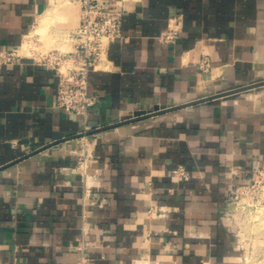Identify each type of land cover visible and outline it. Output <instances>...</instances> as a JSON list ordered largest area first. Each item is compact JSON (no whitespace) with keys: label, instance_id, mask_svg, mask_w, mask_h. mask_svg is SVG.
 Returning a JSON list of instances; mask_svg holds the SVG:
<instances>
[{"label":"crops","instance_id":"obj_1","mask_svg":"<svg viewBox=\"0 0 264 264\" xmlns=\"http://www.w3.org/2000/svg\"><path fill=\"white\" fill-rule=\"evenodd\" d=\"M108 1L122 32L85 117L57 104L43 51L1 59L30 33L70 49L78 2L0 0V264H78L82 242L89 264H240L257 239L227 197L264 167V84L228 91L264 81V0Z\"/></svg>","mask_w":264,"mask_h":264},{"label":"built area","instance_id":"obj_2","mask_svg":"<svg viewBox=\"0 0 264 264\" xmlns=\"http://www.w3.org/2000/svg\"><path fill=\"white\" fill-rule=\"evenodd\" d=\"M57 1H77L80 7V22L68 36L72 42L70 49L52 48L43 51L40 57L59 74L57 104L68 113H80L86 117L89 108L97 99L89 91L90 71L103 58L110 42L121 36L123 14L121 10L114 9L108 0ZM177 32V29L169 27L162 33L161 39L174 41ZM23 53L22 46L20 49H6L1 52V59L12 62ZM203 63L208 65L207 61ZM85 143L84 137L83 145ZM89 156L83 147L78 169L85 178L88 177ZM172 172L180 179L189 177L188 170L183 165H178ZM259 205L264 207V167L258 168L248 183L235 184L230 189L226 214L231 222L240 225V217L251 213V210ZM242 248L245 247L242 245ZM78 249V264H89L90 258L83 242L78 245Z\"/></svg>","mask_w":264,"mask_h":264},{"label":"rangeland","instance_id":"obj_3","mask_svg":"<svg viewBox=\"0 0 264 264\" xmlns=\"http://www.w3.org/2000/svg\"><path fill=\"white\" fill-rule=\"evenodd\" d=\"M43 35L45 36V34ZM36 37L38 36L30 33V37L28 38L32 40L29 42L31 48L28 47L29 51L32 49L30 52L34 51L35 49L45 52L51 49L50 47L53 46V44L47 46L48 42L46 39H44L45 37H42L44 42L39 41L38 39L35 40ZM67 46H65V49H68L69 46ZM244 216H246V218H244ZM244 216L240 217V220L242 221L240 224L241 229H245L248 233H251L254 239H257V241L251 245L249 251L246 252V255L243 257V260L240 262V264H264V207L259 205V207L252 209L251 213L249 212V214Z\"/></svg>","mask_w":264,"mask_h":264},{"label":"water","instance_id":"obj_4","mask_svg":"<svg viewBox=\"0 0 264 264\" xmlns=\"http://www.w3.org/2000/svg\"><path fill=\"white\" fill-rule=\"evenodd\" d=\"M260 84H264V81H260V82H258V83H253V84H251V85H245V86H242V87H239V88H237V89H234V90H232V91H228V93L229 92H239V91H244V90H247V89H250V88H252L253 86H257V85H260ZM225 94V93H224ZM207 98H209V97H206V98H198V99H195V100H192V101H189L188 103H185V104H181V105H175V106H171V107H163V108H158V109H156V110H154V111H150L149 113H142V115H137V117H135L136 119L137 118H141V117H146V116H149V115H153V114H157V113H161V112H164V111H168V110H173V109H176V108H180V107H182V106H186V105H190V104H195V103H198V102H202V101H204V100H209V99H207ZM132 120V119H131ZM123 122V121H122ZM120 124V122H118V123H114V124H111V125H105V126H103V127H98L97 129H95V130H104V129H108V128H110V127H113V126H117V125H119ZM91 132V131H90ZM90 132H87V134L88 133H90ZM49 146V145H48ZM41 149V148H40ZM39 149V150H40Z\"/></svg>","mask_w":264,"mask_h":264},{"label":"bare ground","instance_id":"obj_5","mask_svg":"<svg viewBox=\"0 0 264 264\" xmlns=\"http://www.w3.org/2000/svg\"><path fill=\"white\" fill-rule=\"evenodd\" d=\"M29 37L27 36L26 37V40H25V42L22 44V51L25 53H29L30 51H29V49H28V47L29 48H31L30 46V43L29 42H31L32 40H30V39H28Z\"/></svg>","mask_w":264,"mask_h":264}]
</instances>
